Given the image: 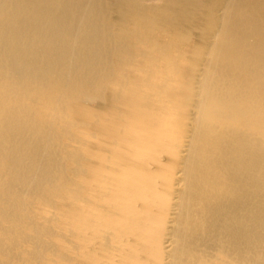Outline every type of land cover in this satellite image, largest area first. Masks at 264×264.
I'll list each match as a JSON object with an SVG mask.
<instances>
[{
  "label": "bare ground",
  "instance_id": "6f19581e",
  "mask_svg": "<svg viewBox=\"0 0 264 264\" xmlns=\"http://www.w3.org/2000/svg\"><path fill=\"white\" fill-rule=\"evenodd\" d=\"M0 264H264V0H0Z\"/></svg>",
  "mask_w": 264,
  "mask_h": 264
},
{
  "label": "rangeland",
  "instance_id": "374dc122",
  "mask_svg": "<svg viewBox=\"0 0 264 264\" xmlns=\"http://www.w3.org/2000/svg\"><path fill=\"white\" fill-rule=\"evenodd\" d=\"M56 219H57V222L54 223L53 227H54V229H56L58 231V227H59L60 220H58V218H56ZM70 222L71 221L69 220V223ZM65 227H66V230L65 231H66V235H67V239L68 240L65 241L64 239H61L59 237H57L56 240H57V242L59 241L61 244L66 245L68 247V253L71 255L72 254V251H71V244H72V235H71L72 230L71 229H72V225L70 223V224L66 225Z\"/></svg>",
  "mask_w": 264,
  "mask_h": 264
}]
</instances>
